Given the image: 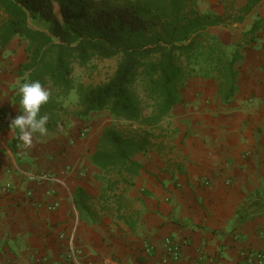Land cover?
Masks as SVG:
<instances>
[{"label":"crops","instance_id":"crops-1","mask_svg":"<svg viewBox=\"0 0 264 264\" xmlns=\"http://www.w3.org/2000/svg\"><path fill=\"white\" fill-rule=\"evenodd\" d=\"M196 1L227 19L212 33L241 56L237 94L224 105L214 79L189 78L183 101L148 129L150 145L135 156L141 175L114 192L90 161L111 127L106 112L47 125L29 148L16 139L27 43L0 48V264H240L264 249V0L243 22L249 0ZM78 189L88 209L77 208Z\"/></svg>","mask_w":264,"mask_h":264},{"label":"trees","instance_id":"trees-1","mask_svg":"<svg viewBox=\"0 0 264 264\" xmlns=\"http://www.w3.org/2000/svg\"><path fill=\"white\" fill-rule=\"evenodd\" d=\"M262 1L249 0L238 21ZM35 18L48 28L33 27ZM226 20L200 13L196 0H0V48L17 37L27 43L21 84L39 80L51 91L41 109L49 116V127L65 126L72 116L63 101L73 91L78 96L76 118L108 112L115 121L137 124L127 133L105 129L90 158L102 171L106 190L114 192L132 187L141 175L143 166L135 156L150 145L148 129L160 125L183 101L189 78L214 79L221 102L233 101L241 56L212 33ZM261 23L249 33L255 34ZM112 59L118 60L117 67L106 82L75 84V66ZM13 100L19 104V89ZM87 200L78 189L79 210L88 209Z\"/></svg>","mask_w":264,"mask_h":264},{"label":"clouds","instance_id":"clouds-1","mask_svg":"<svg viewBox=\"0 0 264 264\" xmlns=\"http://www.w3.org/2000/svg\"><path fill=\"white\" fill-rule=\"evenodd\" d=\"M19 96L21 114L12 119L10 128L16 139L29 148L34 136L48 134L49 116L42 114L41 109L49 102L51 91L39 80H26L19 86Z\"/></svg>","mask_w":264,"mask_h":264},{"label":"rangeland","instance_id":"rangeland-1","mask_svg":"<svg viewBox=\"0 0 264 264\" xmlns=\"http://www.w3.org/2000/svg\"><path fill=\"white\" fill-rule=\"evenodd\" d=\"M31 24L33 27L46 30L48 28V23L38 18L31 20ZM117 59L112 60H94L92 63L85 68H81L79 66H75L73 79L76 85L85 84V85H99L103 82H106L114 73L117 67ZM141 92V90H139ZM63 104L70 110L72 116L70 117L73 121L77 120L74 114L79 110L78 107V96L76 92L69 97H67ZM106 118L103 121L111 122V127H116L117 129L127 133L131 131H135L138 127L136 124L130 125L124 122L113 121L114 119L110 117L109 113L106 112ZM111 119V121H109ZM81 126H77L80 129ZM83 128L86 127L85 125L82 126ZM81 127V128H82ZM82 128V130H83ZM57 130V129H56ZM52 132L51 129H48V134L46 135L47 138L49 133ZM55 132V128H54ZM59 134L66 133L67 130L59 129ZM58 134V135H59ZM89 135V129L87 128V134L83 138H87ZM43 137V136H42Z\"/></svg>","mask_w":264,"mask_h":264},{"label":"built area","instance_id":"built-area-1","mask_svg":"<svg viewBox=\"0 0 264 264\" xmlns=\"http://www.w3.org/2000/svg\"><path fill=\"white\" fill-rule=\"evenodd\" d=\"M5 113L0 109V119L4 120ZM87 134V129H83L81 132V137H85ZM44 181H50V177L41 178ZM167 249L169 255L172 256L175 260L179 259L180 249L178 246L174 245L171 240L166 241ZM240 264H264V249L260 252H249L243 255L242 262Z\"/></svg>","mask_w":264,"mask_h":264}]
</instances>
